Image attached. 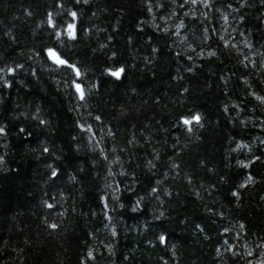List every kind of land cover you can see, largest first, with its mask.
Instances as JSON below:
<instances>
[{"label":"trees","instance_id":"trees-1","mask_svg":"<svg viewBox=\"0 0 264 264\" xmlns=\"http://www.w3.org/2000/svg\"><path fill=\"white\" fill-rule=\"evenodd\" d=\"M0 128V264H264V0H0Z\"/></svg>","mask_w":264,"mask_h":264},{"label":"snow or ice","instance_id":"snow-or-ice-1","mask_svg":"<svg viewBox=\"0 0 264 264\" xmlns=\"http://www.w3.org/2000/svg\"><path fill=\"white\" fill-rule=\"evenodd\" d=\"M71 15H72V17L75 19V17H76V13L73 12V13H71ZM49 24H50V25H53V20H52V18H51V14L49 15ZM74 30H75V25H74V24H69V25H68V29H67V34H68V36H69L70 38H74V37H75V31H74ZM57 35L59 36L60 33H57ZM48 51H49V56H50L51 58H53V59L55 60L56 63H58V64H65V63H67L66 61L60 59L59 56L57 55V53H56L55 51H53L52 49H49ZM9 71H11V69H10ZM74 71L76 72V75H77V76L80 75V72H79L78 69H74ZM123 71H124L123 68L117 69V70H115V71L109 70L110 74H111L112 76L116 77V78H119L120 75H121V73H122ZM75 87H76V89H77V92H78L79 95H80V99H84V92H83L81 86H80L79 84H76ZM199 120H200V117L197 115V116L192 117L191 119H184V120H183V123H184L185 125H189V126H190L194 121H195L196 123H199ZM189 130H191V129H189ZM0 132H3V129H2V128H0ZM54 174H55V173H54ZM49 207H51V205H49ZM52 227L55 228L56 225H52ZM241 227H243V226H241ZM113 234H115V233H113ZM160 241H161V243H164V241H165V237L161 236V237H160ZM89 255H91V253H89Z\"/></svg>","mask_w":264,"mask_h":264}]
</instances>
